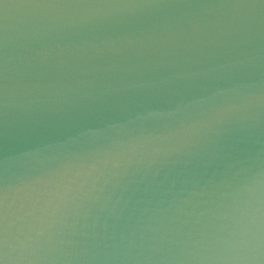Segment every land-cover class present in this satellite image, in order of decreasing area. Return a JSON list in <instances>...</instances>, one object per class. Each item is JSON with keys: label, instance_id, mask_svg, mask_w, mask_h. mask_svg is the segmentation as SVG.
<instances>
[{"label": "clouds", "instance_id": "9594fccd", "mask_svg": "<svg viewBox=\"0 0 264 264\" xmlns=\"http://www.w3.org/2000/svg\"><path fill=\"white\" fill-rule=\"evenodd\" d=\"M243 43V39H239L235 41V44L239 45ZM57 47H60L57 45ZM43 55V53H42ZM247 63H250L248 58H241L240 56H236L229 60L225 64L214 65L207 69H201L194 72H187L175 75L173 77H169L166 80L162 81L161 84L166 86L165 90L169 92L175 93V85L176 81H184L186 82V86H195L196 82L199 80L206 79L210 77L212 74L217 71L222 70H239L244 67ZM131 87H156V85H132ZM121 89H115L113 92L120 93ZM223 95V90L217 89L212 92L209 97H192L187 100V102L181 101L176 104V106L169 113H162L155 110H149L146 114H137V119H147L149 117H158L162 115H171L177 111H181L184 108H188L194 105H199L205 103L207 100L212 99L215 96ZM241 103H228L225 105H219L216 107L214 113L211 115V119L207 121L209 125H218L216 128V133L219 136L221 133L225 132L227 129L224 127L226 124L231 123L229 119L230 116L238 113L240 111L242 104H252L260 101H264V97H256L254 94L249 92L247 95H241L239 97ZM83 113L81 112H64L61 114V119L66 122L68 126L71 123L79 118ZM200 122L197 121L196 124ZM117 125L113 123H108L107 127H116ZM195 125H182V127H194ZM100 130L95 128L83 127L76 130L77 136H87V135H95L98 134ZM171 135V134H170ZM66 140H72L74 137L69 135L65 138ZM243 141L239 136L234 137L230 142H221L219 140L213 142V147L210 150L204 151H190L184 153V159L176 161L182 165L180 173H177L176 179L179 178L181 173H187L190 176L203 175L204 173H211L215 175L217 170L221 167H230L235 163H238V160L235 159V154L241 151L240 144ZM48 145H45L47 147ZM35 151H39V149H35ZM170 150L168 154H171ZM30 153H22L19 158H23ZM175 183V179L173 180Z\"/></svg>", "mask_w": 264, "mask_h": 264}, {"label": "snow or ice", "instance_id": "6c2138e0", "mask_svg": "<svg viewBox=\"0 0 264 264\" xmlns=\"http://www.w3.org/2000/svg\"><path fill=\"white\" fill-rule=\"evenodd\" d=\"M160 0H129L125 6H150L158 4ZM264 4V0H260ZM3 9L9 8L5 0H0ZM19 6L34 7H61V6H83L79 3H72V0H25ZM6 15V13H5ZM7 34L6 24H0V114L6 115L8 107V87H7ZM44 183L43 179L22 180L18 184L10 185L6 176L0 175V264H15V257L10 254L9 229L15 220L10 219L14 213H21L16 216L17 220H25L32 215L42 199L43 192L40 186ZM31 209V211H29Z\"/></svg>", "mask_w": 264, "mask_h": 264}]
</instances>
